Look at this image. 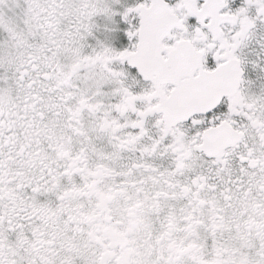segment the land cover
Instances as JSON below:
<instances>
[{"label": "snow or ice", "instance_id": "6c2138e0", "mask_svg": "<svg viewBox=\"0 0 264 264\" xmlns=\"http://www.w3.org/2000/svg\"><path fill=\"white\" fill-rule=\"evenodd\" d=\"M0 264H264V0H0Z\"/></svg>", "mask_w": 264, "mask_h": 264}]
</instances>
